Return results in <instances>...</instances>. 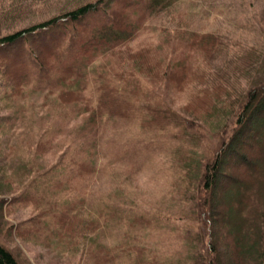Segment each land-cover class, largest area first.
<instances>
[{
  "label": "trees",
  "instance_id": "trees-1",
  "mask_svg": "<svg viewBox=\"0 0 264 264\" xmlns=\"http://www.w3.org/2000/svg\"><path fill=\"white\" fill-rule=\"evenodd\" d=\"M53 2L58 6L52 15L0 33V58L6 62L0 67L2 98L8 99L13 91L23 100L19 108L1 114L0 119L14 118L23 124L36 116L49 118L48 130L53 134L52 119L59 112L70 125L66 134H71L70 143L63 150L51 151L54 162L48 164L49 171L63 169L68 174L64 175L67 190L80 181L79 195L85 193L77 210L82 217L81 231L79 234L74 225L71 254L80 252L81 258L95 260V264H225L227 251L232 264H264V143L252 151L257 142L254 138L262 133V125L253 119L264 116V50L231 44L219 35L198 33L182 24L166 45L151 39L129 45L140 30L135 9L143 17L155 18L166 13L174 0ZM17 12H3L0 26L17 19ZM257 17L264 34V9ZM19 54L27 55L29 63L14 73L10 67L17 61L14 55ZM176 54L175 64L167 60ZM171 83L176 92H168ZM182 93V102L187 100L189 108L205 99L211 106L201 114L182 109L178 101ZM31 95L36 97L32 106L38 104L42 110L46 104L50 106L46 113L26 112ZM9 106L0 103V109ZM206 112L208 116H203ZM131 114L138 117L144 130L156 129L153 131L165 136L173 133L181 139L182 150L176 147L168 168L179 198L168 199L154 211L131 205L114 209L106 202L93 208L86 192L92 190L103 164H98L95 151L73 153V147L82 146V141L72 136V131L90 121L95 125L129 119ZM220 114L222 124L210 123ZM155 141L158 150L166 147V142ZM249 153L260 155V161L255 163ZM224 167L238 171L230 176ZM221 175L238 185L237 194L235 199L215 204L214 191L220 186L217 179ZM228 188L227 182L220 186L222 191ZM222 223L228 226L220 229ZM125 226H129V237L122 241L104 237ZM148 235H153L152 240L157 235L177 239L183 250L152 248ZM0 264H19L1 241Z\"/></svg>",
  "mask_w": 264,
  "mask_h": 264
},
{
  "label": "rangeland",
  "instance_id": "rangeland-1",
  "mask_svg": "<svg viewBox=\"0 0 264 264\" xmlns=\"http://www.w3.org/2000/svg\"><path fill=\"white\" fill-rule=\"evenodd\" d=\"M68 1L60 0L62 4ZM57 6L58 4L53 0L52 2L45 0L42 3L31 0H0V15L3 16V12L7 10L13 12L18 10L17 19L16 17V20L12 21L8 19V23L1 24L0 33L46 18L57 10ZM263 9L264 0H174L172 5L166 8V13L159 14L155 18L148 15L143 17V14L135 9L134 18L140 30L129 45H141L145 39L166 45L174 36L177 26L182 24V27L198 33L219 35L231 44H241L247 48L257 46L264 50V34L257 17ZM167 29L171 32L163 33V30L167 31ZM21 55H14L17 61L10 67L14 73L29 63L28 56ZM5 56L9 58L8 54ZM178 56V54L173 55L167 60L172 59V63L175 64ZM10 57H13V54ZM4 64L6 62L0 58V67ZM2 80L3 78H0V81ZM242 84L244 85L243 82ZM188 85L190 83H186L185 86ZM8 90L7 88L5 92ZM173 91L177 90L171 83L168 85V92ZM2 92L0 90V103L3 105L8 103L10 106L0 109V115L13 112L15 107L19 108L23 101L20 97L12 91L5 100L2 98ZM184 93L179 95L178 101L182 102ZM35 99L36 97L31 95L30 103ZM205 101H195L191 108L188 107L187 100L180 105L182 109L201 114L205 108L211 106ZM184 102L186 104L183 106ZM30 105L29 108L26 107V112L30 114L34 111L46 113L50 107L46 104L42 110L38 104ZM55 116L56 118L52 119L55 128L53 134L48 130L51 120L49 118L42 119L36 116L23 124L17 123L14 118L0 119V241L16 256L19 264H95V260L81 258L80 252L73 254L70 252L71 235L76 233L75 226L79 234L81 231L82 217L77 210L79 211L84 201L85 193L79 195L80 181H76L72 184L71 190H67L69 185L66 182L67 176L64 175L68 174L65 170L49 171L48 163L54 162L50 152L63 150L71 139V134L66 135L71 129L70 125L68 126L60 117L61 113L56 112ZM203 116H208V112ZM155 118L158 120L159 117L155 116ZM184 118L190 119L187 116ZM127 119H112L107 122H97L95 125L90 121L80 125L72 131V136L82 141V146L73 147V153L91 154L95 151L98 164H103L96 174L95 182L90 186L92 190L86 192L93 208L106 202L114 209L120 207L127 209L131 205L154 211L157 206L165 205L168 199L179 198L174 192L177 186L172 183L168 168L176 147L178 150L181 146L178 141L181 139L178 136L173 137V133L165 136L153 131L156 129L144 130L135 115L131 114ZM214 122V126L222 124L224 122L222 114L210 123ZM255 122L262 125L260 127L262 133L254 138L257 142L255 145L252 144L253 152L256 151L257 146L264 143V116L254 118L253 123ZM155 140L166 142V147L158 150L156 146L158 143ZM245 140L241 139L240 142L245 143ZM56 142L59 145L57 147ZM30 145L33 148L27 152ZM181 150L182 146L180 152ZM247 156L255 158V163L261 158L260 155ZM39 159L38 164H33ZM223 169L230 176L238 171V168ZM38 173L40 174L36 175ZM120 176L126 182H123ZM226 182L230 184V188L222 191L220 186ZM217 183L220 186L214 191L215 204H219L221 200L235 199L238 186L236 183L226 180L222 175L217 179ZM114 187L116 191H111ZM69 205L71 207L66 217L64 210H67ZM54 206L59 208L55 213H51ZM93 215L97 216V214ZM227 226L228 224L225 223L219 224L220 229ZM127 236L129 237V226H125L121 231L108 232L104 237L110 241H122ZM148 236L152 248H161L169 252L183 250L177 239L172 240L167 235H164V238L163 235H157L152 240L153 235ZM225 253L224 263L232 264L231 256L227 255V251Z\"/></svg>",
  "mask_w": 264,
  "mask_h": 264
}]
</instances>
